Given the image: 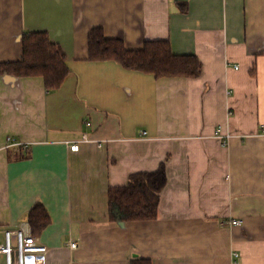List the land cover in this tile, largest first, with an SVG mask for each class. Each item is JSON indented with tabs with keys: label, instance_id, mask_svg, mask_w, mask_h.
<instances>
[{
	"label": "crops",
	"instance_id": "0c3cea01",
	"mask_svg": "<svg viewBox=\"0 0 264 264\" xmlns=\"http://www.w3.org/2000/svg\"><path fill=\"white\" fill-rule=\"evenodd\" d=\"M93 27L128 49L169 38L202 72L89 58ZM41 30L70 72L51 90L0 73V243L22 226L48 245L44 264H264V0H0V63ZM161 166L157 218L122 219L109 190ZM36 203L49 217L38 232Z\"/></svg>",
	"mask_w": 264,
	"mask_h": 264
},
{
	"label": "trees",
	"instance_id": "16d2710c",
	"mask_svg": "<svg viewBox=\"0 0 264 264\" xmlns=\"http://www.w3.org/2000/svg\"><path fill=\"white\" fill-rule=\"evenodd\" d=\"M89 58L115 59L126 68L141 70L160 76L197 77L202 72V62L195 54L174 53L171 41L148 39L138 49H128L123 40L107 38L101 27L89 32ZM11 71L17 75H41L48 90L56 89L70 72L67 55L45 30L28 32L23 40L22 58L0 63V73ZM167 182L163 166L155 171L132 174L126 185L109 190V203L118 206L124 220L157 218L159 193ZM49 220L41 203H36L29 213L33 231L41 230ZM132 264H151L149 259H136Z\"/></svg>",
	"mask_w": 264,
	"mask_h": 264
},
{
	"label": "built area",
	"instance_id": "2783aa9c",
	"mask_svg": "<svg viewBox=\"0 0 264 264\" xmlns=\"http://www.w3.org/2000/svg\"><path fill=\"white\" fill-rule=\"evenodd\" d=\"M222 128H217L216 134L223 144L231 138V133H223ZM8 138L9 145L20 144L22 141ZM80 141H92L84 134L81 139L74 140L70 147L72 150H79ZM233 223H241V219H233ZM77 243L70 242L71 247ZM48 245L42 242L37 236L27 233L22 226L4 229V241L0 243V264H44V255L48 251Z\"/></svg>",
	"mask_w": 264,
	"mask_h": 264
},
{
	"label": "rangeland",
	"instance_id": "374dc122",
	"mask_svg": "<svg viewBox=\"0 0 264 264\" xmlns=\"http://www.w3.org/2000/svg\"><path fill=\"white\" fill-rule=\"evenodd\" d=\"M86 134V133H85ZM88 135V134H87ZM10 140H12V139H10Z\"/></svg>",
	"mask_w": 264,
	"mask_h": 264
},
{
	"label": "bare ground",
	"instance_id": "6f19581e",
	"mask_svg": "<svg viewBox=\"0 0 264 264\" xmlns=\"http://www.w3.org/2000/svg\"><path fill=\"white\" fill-rule=\"evenodd\" d=\"M237 254H238V253H237ZM237 254H236V255H237Z\"/></svg>",
	"mask_w": 264,
	"mask_h": 264
}]
</instances>
